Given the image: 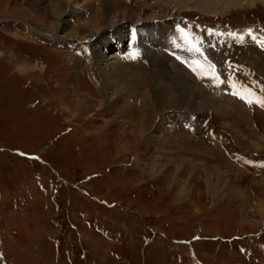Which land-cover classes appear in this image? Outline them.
<instances>
[{
  "label": "rangeland",
  "instance_id": "obj_1",
  "mask_svg": "<svg viewBox=\"0 0 264 264\" xmlns=\"http://www.w3.org/2000/svg\"><path fill=\"white\" fill-rule=\"evenodd\" d=\"M47 1L0 0V264H264V108L239 98L264 96V0H117L153 15L114 59L134 66L129 106L79 67L98 36L76 18L77 38L57 44ZM108 1L75 13L104 27ZM197 27L258 41L220 44L226 73L209 79L178 46H201ZM175 72L211 105L144 101L155 86L173 94Z\"/></svg>",
  "mask_w": 264,
  "mask_h": 264
},
{
  "label": "bare ground",
  "instance_id": "obj_2",
  "mask_svg": "<svg viewBox=\"0 0 264 264\" xmlns=\"http://www.w3.org/2000/svg\"><path fill=\"white\" fill-rule=\"evenodd\" d=\"M43 1L46 2L47 0H43ZM49 1L50 0H48L47 2L48 3L52 2V1L51 2H49ZM86 1H89V2L86 3ZM86 1L85 0H54L52 5H49L51 7H49L48 4H47L48 8L46 6L43 7V8H47L46 9L47 13H50V14L56 16V18H55L57 21V29L56 30H58L59 33H63V35L61 37H58L59 40H58L57 44H61V45L63 44L65 46L69 47V43H70L69 41L75 40L77 38V35H75L76 34L75 31L72 29L70 30V28H71L70 23L73 22V19H76V18L79 19V21H78L79 27H84V28L90 27L91 28L90 32L92 33L93 37L98 36V37L94 38V40H96L98 42H96L93 45L92 54L87 53L81 57L83 61L81 63V66H79V67L82 69H86V71L92 75H94L95 73L98 74L100 76V78L102 79L103 85L106 89V92L108 93V96H111L110 98H112V95H114L115 92H119L120 93L119 100H120L121 106H124V105L129 106V102L131 101L132 98L135 100V102H134V105H135V103L138 102L137 98L135 97L136 95H134V91L131 90L129 88V86L127 85V81H128V79H130L129 73L132 71V68H134V66H132L131 63H129L127 65H121L120 63H118L114 59L118 58L119 55L122 54V52L125 49L130 48L133 51L136 50L135 45H134V40H133L134 34L131 33V35H129V32H130V30L136 28L139 25L140 21L144 22L146 19H151L153 17V15L148 14V13L139 14L136 12V10L132 11L131 9H128V8H126L124 10L117 11L118 10L116 7L117 0H109L107 2L106 6L108 9H110V11L108 14H106L104 16V18L102 17L103 22L105 24V26L102 27V25H101L102 23L98 20V18L94 19V17H93L90 20H86L85 19L86 16L84 17V16H81L82 14L75 13L76 10L74 8H80V9L82 8L83 10L86 11L85 15H87V11L91 8L93 9L92 13H96L99 11V8L103 9V7H104V6H101L98 8V5L95 6L93 3L90 4L91 0H86ZM250 1H251V3L254 2V0H250ZM34 2L37 4L38 7L41 6V0H34ZM40 9H42V7ZM110 13L111 14L113 13V16L111 15V17H114L116 21L113 20L114 18H112V20L111 19L107 20V17H108V15H110ZM109 20H111L110 25L107 24ZM119 21H122V23L124 24L123 28L118 29L116 31L111 30L112 24L115 23L116 25H119L118 24ZM50 26H52V25H50ZM44 27H45L44 31H41L39 34H41L47 38L52 39V37L50 35H48V26H44ZM55 28H56V25L54 24V29ZM143 29H145V28L142 27V29H140L139 31L140 32L142 31V33H143ZM34 30H35V32H37V29H34ZM28 33H31V31H28ZM105 33H106V35H105ZM142 33H140V35L145 36L144 33L143 34ZM99 35H101V36H99ZM192 36L194 37L197 44H201V46L200 45H198V46L200 48H203L202 50L200 49V52L203 55L196 53L195 51L192 50L191 47H187V44H185L183 46L179 42L178 46L181 47L182 49H185L187 52H189L198 61L199 65H201V67L203 69L208 70V68H207L208 63L215 65L214 69H212L211 72L214 71V73L217 74L218 76H219V73H224V72L226 73L225 70H222V68H224V66H222V65H224V63L222 65H220L219 64V56L216 55L218 53L217 51L220 48V44L227 43L228 45L231 46L232 42H234V43L242 42V41L245 42V41L250 39V38L248 39V36L243 37V36H235V35H234L235 36V39H234L233 35H231V34L220 35L217 32L214 33L213 31L211 32L209 30H204V29L201 30V28H199V27L196 28V30L193 32ZM79 40L83 41L84 39L79 38ZM183 43H185V42H183ZM113 46L115 47L114 48L115 53H111L109 55V53H107L106 51L109 48H112ZM158 49H160V47H158ZM73 50L79 51L80 47L75 48ZM234 54H235V52H234ZM236 56L238 57V59L237 58L232 59V62H234V63L239 62L241 60V57H242V56L240 57L238 55H236ZM84 61H86V62H84ZM188 64H190V63L188 62ZM173 66H174V64H173ZM258 68H259V66H258ZM127 69H129V71H127ZM22 73H24V72H22ZM175 75H176V81L174 82V85H173V87L175 86V91H174L175 94L173 93L174 95L170 91H167V89L164 87V85H163L164 88H160V86H155L156 88L151 87L146 92L145 97H144L145 98L144 101L152 103L157 108H165V109H172L175 107H181V106H185V105L187 106L190 104H191L190 105L191 107H195L196 109H202V108H207L211 105L210 100H212V99L207 98L205 92H203V91H200V92L196 91L195 92L196 85H195V87L193 86L195 84V82H193V83L189 82V79L193 78V77L189 76L190 74L188 75L189 79H187L186 76L182 77V76L177 75L176 72H175ZM121 76L123 77V80H122ZM205 77H206V75H205ZM169 78L171 79V77H169ZM219 78H221V77H219ZM231 78H229L228 80L232 81ZM185 79H187V80H185ZM184 84H189L192 87L191 86L188 87V85L184 86ZM131 104H133V103H131ZM187 119L191 120L192 118L187 116ZM161 122L163 123V121H160V123ZM161 124L157 125V127L159 129L162 128ZM166 133H167V131H166ZM168 135L170 136V134H168ZM262 136L264 138V130H263Z\"/></svg>",
  "mask_w": 264,
  "mask_h": 264
},
{
  "label": "snow or ice",
  "instance_id": "obj_3",
  "mask_svg": "<svg viewBox=\"0 0 264 264\" xmlns=\"http://www.w3.org/2000/svg\"><path fill=\"white\" fill-rule=\"evenodd\" d=\"M181 32H183V29L180 30ZM248 35L255 41L257 40V37H255L253 34H252V31L250 30ZM182 39L185 40L186 43H191L189 40H188V37L187 36H183ZM259 43V46L264 48V40H260L258 41ZM192 50L195 51L196 53L200 54V55H203L201 52H200V48L199 47H196V46H193L192 47ZM206 59V58H205ZM215 65L211 64V63H208L207 65V68L209 70V73H211V70L214 69ZM209 79H219V76L217 74H210L208 76ZM221 83H224V81H221ZM229 87H233L232 84L229 85ZM241 91H245L243 86H241ZM233 95H238V93L234 92ZM248 95H251V93L249 92H246L245 95L243 96H239V98L241 99H244L246 103H249V105L251 106L252 103H257L261 108H264V96H261V97H256L254 100H249L247 99V96Z\"/></svg>",
  "mask_w": 264,
  "mask_h": 264
}]
</instances>
